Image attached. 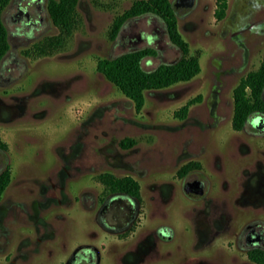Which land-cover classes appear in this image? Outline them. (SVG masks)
<instances>
[{"label":"rangeland","instance_id":"rangeland-1","mask_svg":"<svg viewBox=\"0 0 264 264\" xmlns=\"http://www.w3.org/2000/svg\"><path fill=\"white\" fill-rule=\"evenodd\" d=\"M27 1L15 0L4 11L17 45L0 70V133L8 143L0 158L3 168H12L0 200V264H64L82 243L101 249L102 264H194L201 257L216 263L220 245L231 264H240L219 240L205 250L193 247L192 217L203 201L184 193L186 176L179 169L199 162L192 169L209 180L207 196L221 206L226 201L236 216L264 212L241 203L250 193L247 175L264 163V135L233 127L234 90L264 60V0H229L223 19L215 16L217 0L175 7L202 70L191 80L146 90L140 111L98 71L97 61L143 47L156 50L143 58L146 70L180 58L160 16L133 18L124 36L113 39L115 18L135 0H80L72 34L39 54L35 44L62 30L50 16L49 0H38L43 21L16 33L9 15ZM31 10L40 15L37 4ZM198 95L186 118L175 115ZM125 137L136 143L123 147ZM103 172L132 175L141 184L139 216L123 234L104 231L96 209L88 207L92 195L110 191L99 179ZM164 224L174 238L155 235Z\"/></svg>","mask_w":264,"mask_h":264},{"label":"trees","instance_id":"trees-1","mask_svg":"<svg viewBox=\"0 0 264 264\" xmlns=\"http://www.w3.org/2000/svg\"><path fill=\"white\" fill-rule=\"evenodd\" d=\"M10 0H0V61L10 47L8 31L2 19V13ZM80 0H49L48 10L54 23L62 30V35L51 36L45 41L37 42L34 52L47 54L60 47L67 36H70L76 25L77 6ZM229 0H217L215 16L223 19L227 15ZM145 13L160 16L166 23L171 40L182 50L183 55L173 62H163L153 70H146L142 60L145 56L156 53L153 47H143L128 50L113 57H102L97 61V69L107 79L113 82L127 97L132 99L138 111L142 110L146 102L145 91L161 89L180 81H188L198 75L202 66L197 55L190 54L189 42L182 36L175 5L172 0H135L131 7L115 18L111 37L117 38L128 20ZM27 54L31 51L27 50ZM264 60L259 68L248 72L234 90L235 111L233 127L241 130L246 119L257 111H264ZM202 95L189 99L175 111L181 119L188 116L190 107L200 101ZM136 143L131 137L121 141L123 147H130ZM0 148L8 149V143L0 133ZM199 162L185 164L180 173H186L194 166L200 167ZM12 179V168L7 166L0 173V200ZM99 179L110 190H125L137 197H141V184L132 175L116 176L111 172H103ZM264 264V257H255Z\"/></svg>","mask_w":264,"mask_h":264},{"label":"flooded vegetation","instance_id":"flooded-vegetation-1","mask_svg":"<svg viewBox=\"0 0 264 264\" xmlns=\"http://www.w3.org/2000/svg\"><path fill=\"white\" fill-rule=\"evenodd\" d=\"M14 2L15 0H10L4 11L12 6ZM33 4H37L39 14L42 13L40 9L41 4L38 0H28L24 6L20 3L18 10L9 15V19L17 23L16 33L22 31L25 26L36 28V25L43 21L41 14L38 17L33 14L31 10ZM4 11L2 13V19L8 31L10 47L0 61V70L5 60L13 53L12 50L17 45L11 41L12 33L5 22ZM125 25L121 29L118 37L124 36L123 31ZM257 119L260 122H255ZM249 128L253 129L252 132L249 131L253 135H264V111H257L246 119L242 129ZM6 167H2L0 158V173ZM194 170L191 168L186 173H180L182 177L186 176L182 186L184 193L191 199L203 201V205L196 208V214L192 217L193 247L195 249L205 250L206 247L211 246L215 241L219 240L226 247L225 249L231 252L230 255L233 263L239 261L240 264H263L255 257H264V212L244 213L236 216L233 212L229 211L226 201L221 206L222 202L220 203L215 201L214 198L207 196V191L210 186L209 180ZM247 176L246 187L250 193L249 195L242 196L241 203L246 205L254 204L264 208V163L260 161L257 170ZM200 180L205 182L204 187L200 189L201 193L199 195L191 194L187 189L188 184ZM91 197L92 200L88 204V207L90 209H96L97 221L104 231L113 234H123L133 229L141 209L139 197L125 190H110L102 198L98 195H92ZM155 235L165 239H172L175 237V232L170 225L164 224L158 226ZM222 235H226L227 238H221ZM156 245L157 241H154L152 246ZM79 246L80 248L78 250H76V247L72 251L64 264H102V252L96 244L82 243ZM218 251L220 252L218 253V257L215 258L216 263H212L206 257H201L194 264H231V261L225 256L226 251L221 245L218 246ZM237 251L240 252L239 256ZM132 264H136V262L134 261Z\"/></svg>","mask_w":264,"mask_h":264},{"label":"water","instance_id":"water-1","mask_svg":"<svg viewBox=\"0 0 264 264\" xmlns=\"http://www.w3.org/2000/svg\"><path fill=\"white\" fill-rule=\"evenodd\" d=\"M195 0H176V2L174 3L175 7L181 9V10H185L188 9L194 2ZM138 49V48H136ZM135 50V49H132ZM205 182L203 180L200 181H195V182H191L188 184L187 189L189 190V192H191V194L193 195H199L201 193V188L204 187ZM80 248L77 247L76 250H78Z\"/></svg>","mask_w":264,"mask_h":264}]
</instances>
